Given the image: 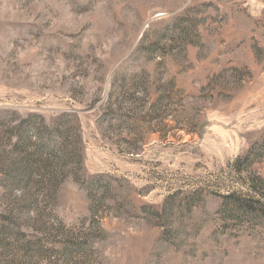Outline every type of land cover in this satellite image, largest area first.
<instances>
[{
    "label": "rangeland",
    "instance_id": "obj_1",
    "mask_svg": "<svg viewBox=\"0 0 264 264\" xmlns=\"http://www.w3.org/2000/svg\"><path fill=\"white\" fill-rule=\"evenodd\" d=\"M0 264H264V0H0Z\"/></svg>",
    "mask_w": 264,
    "mask_h": 264
}]
</instances>
